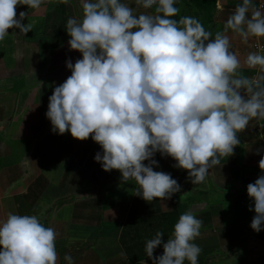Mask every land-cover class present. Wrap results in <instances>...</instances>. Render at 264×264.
<instances>
[{"label": "clouds", "instance_id": "obj_1", "mask_svg": "<svg viewBox=\"0 0 264 264\" xmlns=\"http://www.w3.org/2000/svg\"><path fill=\"white\" fill-rule=\"evenodd\" d=\"M42 3L0 0V41L9 29L32 31V23H22L28 13L17 18L18 5L38 9ZM176 3L135 0L145 10L137 13L122 0H81L82 19L69 18L65 27L70 50L82 58L66 61L71 75L54 88L46 112L54 133L70 132L79 141L91 136L102 149L95 161L105 172L118 170L124 182L134 180L145 201L181 191L170 173L154 171L156 153L176 161L193 184L202 183L221 158L234 154L250 120H264V75L250 79L238 71L241 61L226 35L264 38V10L242 0L213 36L195 17L174 19ZM245 64L264 72V55L249 53ZM258 167L264 173V157ZM247 194L255 211L250 227L258 233L264 230V174L247 185ZM202 223L183 213L166 243L161 231L146 242L147 257L152 264H198L202 249L193 241ZM56 238L37 215L10 212L0 221V264H57ZM161 245L163 255L154 257ZM64 260L73 264L70 255Z\"/></svg>", "mask_w": 264, "mask_h": 264}, {"label": "crops", "instance_id": "obj_2", "mask_svg": "<svg viewBox=\"0 0 264 264\" xmlns=\"http://www.w3.org/2000/svg\"><path fill=\"white\" fill-rule=\"evenodd\" d=\"M122 2L137 13L145 11L135 0ZM241 2L216 0L213 21L205 30L213 36L223 32ZM253 3L257 7L264 0ZM16 11L17 18L21 11L28 13L22 23L30 22L33 28L26 35L9 29L0 41V221L10 212L37 215L57 233V264H68L66 254L73 264H152L149 258L128 262L120 243L127 219H152L146 224L151 230L139 232L155 237L164 218L177 213L174 226L191 211L203 222L193 241L202 249L198 264H264V230L257 233L250 227L255 211L247 194V185L264 174L258 167L264 157V120H250L238 134L240 145L234 154L221 158L202 183L193 184L186 170L174 167L176 161L156 153L159 166L154 171L170 173L181 191L169 200L145 201L137 196L140 189L134 180L124 182L118 170L105 172L95 161L102 149L91 136L79 141L70 132L54 133L46 117L54 88L71 75L66 61L74 64L82 58L70 50L65 27L69 18L82 19L81 0H43L38 9L18 5ZM226 35L241 61L238 71L250 79L264 75L259 66L245 64L249 53L264 55V38L244 42L231 30ZM161 232L166 243L172 234ZM161 255L162 245L153 253Z\"/></svg>", "mask_w": 264, "mask_h": 264}, {"label": "trees", "instance_id": "obj_3", "mask_svg": "<svg viewBox=\"0 0 264 264\" xmlns=\"http://www.w3.org/2000/svg\"><path fill=\"white\" fill-rule=\"evenodd\" d=\"M179 5H183L185 8L192 10L191 17L197 18L202 22L204 28L207 27L213 21V16L216 11V0H177L175 6L179 9L178 15L174 17V19L179 20L181 17L186 16L179 8ZM193 12H196L193 13ZM189 13V12H187ZM175 212V211H173ZM174 218H164L162 222L161 231L170 230V234L174 231V226L172 225L175 218L177 217V213L173 215ZM152 219H140V220H132L128 218L125 226L121 232L120 243L124 249L127 260L129 263H136L146 260L147 254L145 252L146 242L152 238H154V233L152 234H140L141 229L151 230L146 224ZM144 221V224L141 222ZM146 225V226H145ZM149 225V224H148ZM132 230V233H130ZM129 231V232H128ZM124 237H126L127 242L124 241ZM168 237V235H167ZM161 246L157 247L154 250L156 252Z\"/></svg>", "mask_w": 264, "mask_h": 264}, {"label": "rangeland", "instance_id": "obj_4", "mask_svg": "<svg viewBox=\"0 0 264 264\" xmlns=\"http://www.w3.org/2000/svg\"><path fill=\"white\" fill-rule=\"evenodd\" d=\"M183 13L186 15V16H188V15H191L192 13H190V12H192V10L191 11H189V9H187V8H184L183 9ZM187 12H189V13H187ZM193 13H195L196 14V12H193Z\"/></svg>", "mask_w": 264, "mask_h": 264}, {"label": "built area", "instance_id": "obj_5", "mask_svg": "<svg viewBox=\"0 0 264 264\" xmlns=\"http://www.w3.org/2000/svg\"><path fill=\"white\" fill-rule=\"evenodd\" d=\"M262 6H264V5H263V4H260V5H258L257 7H258V8H262V10H263L264 7H262Z\"/></svg>", "mask_w": 264, "mask_h": 264}]
</instances>
